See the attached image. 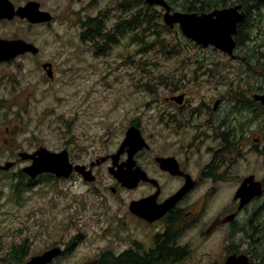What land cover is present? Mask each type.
<instances>
[{
    "label": "rangeland",
    "instance_id": "rangeland-1",
    "mask_svg": "<svg viewBox=\"0 0 264 264\" xmlns=\"http://www.w3.org/2000/svg\"><path fill=\"white\" fill-rule=\"evenodd\" d=\"M30 1H37L43 8L54 11L56 16L60 15L57 23L48 27L30 25L17 19L15 23L0 24V36L16 34L18 38L33 41L44 50L42 58L58 61L62 81L54 88L48 87L44 81L46 84L43 87L38 80L39 74L33 76L28 72L30 63L19 62L23 67L15 65L11 71L16 75L13 79L19 82L13 95L16 100L12 99L15 105L11 106V113H16L17 119L13 123L4 121L1 115L0 119L3 129L11 128L15 132V139L33 150L45 147L60 152L68 149V145L76 158L74 164H82L78 163L76 153L89 147L87 136L100 138L102 145L111 144L118 151L128 129L126 122L136 118L144 119L151 142H154L153 132L157 127L154 110H174L176 105L167 102L173 91L184 84L191 85L192 94L188 99L194 107L204 103L213 106L211 101L221 98L227 102L229 85L234 88L237 83L238 96L233 91V96L229 98L239 101L240 97V101L243 100V91L249 94L250 76H256V70L259 72L258 78L252 84L264 88V65L252 63L250 68L242 66L245 49L237 48L236 57L230 58L213 48L191 45L189 42L192 41L185 38L180 29L167 34L170 45L176 49L172 56L154 44L148 52L143 51L144 42L131 41L133 33L129 27V20L146 10L140 0H82L77 5L69 0ZM166 1L178 6L181 0H175L177 4L174 0ZM16 2L20 7L29 1ZM155 11L162 15L158 24L164 25V10L156 7ZM88 16L99 18L102 35L116 31L119 37L117 44L104 51L100 49L106 45H99L97 40L96 44L92 43L95 48L84 44L80 33L85 31L82 20ZM244 33L248 45L261 51L264 59V30H246ZM148 42L154 43V38L151 37ZM259 62L264 63V60ZM8 82L2 86H7ZM30 84L39 87L33 94L25 90ZM2 97L1 93L0 112L5 110ZM160 116L157 112V118ZM67 127L76 129V140L73 142L70 137L66 139ZM109 128L113 129L112 134ZM259 139L264 142L261 137ZM8 149L6 142L0 141V151ZM146 157L151 158V154L148 153ZM197 163L203 164L200 161ZM239 164L240 174L252 172L259 179L264 178V151L249 154ZM28 165L30 162L22 161L21 167ZM96 177L93 184L86 183L80 176L39 183L28 192L26 180L22 179L20 192L14 195L12 183L15 177L7 180L4 174L1 175L0 250L17 238H27L29 258L59 247L65 254L54 264H85L94 262L100 253L107 250L120 255L129 249H154L155 228L149 229L135 219L140 226L129 216L130 204L148 194L149 190L122 188L107 167L99 168ZM225 181L220 186L207 181L204 193L194 195L193 201L197 200L192 207L195 216L188 221L190 227L187 232L182 231L179 241L190 250L183 264H223L227 253L235 245L239 252L255 251L256 242L243 233L236 238L233 231L222 229L211 237L201 235L219 214L225 213L226 206L233 201L237 180L229 176ZM112 188H116L115 194ZM260 200L262 202L264 198ZM257 206L254 205L250 216L247 213L242 218V226L246 230ZM77 235L82 238L72 250L70 242ZM2 257L0 254V259Z\"/></svg>",
    "mask_w": 264,
    "mask_h": 264
},
{
    "label": "flooded vegetation",
    "instance_id": "flooded-vegetation-1",
    "mask_svg": "<svg viewBox=\"0 0 264 264\" xmlns=\"http://www.w3.org/2000/svg\"><path fill=\"white\" fill-rule=\"evenodd\" d=\"M8 1L12 5V10L14 9L13 11L15 12L18 11L20 7H23H19L16 0ZM26 1H29L28 3L37 2L30 0ZM69 1L76 3V5L82 3V0ZM209 1L210 0H181L178 6H172L167 1L166 2L171 7V14L182 13L200 16L202 14L221 11L238 5L243 6V9H239V13L243 11L246 13L245 6L240 0H221L217 6L212 7H209ZM173 2L175 4L178 3L175 0ZM226 2L228 3L226 4ZM39 4L40 9L50 13L53 19L50 23L37 25H48V27H51L56 24L60 15L56 16L54 11L47 10L43 8L41 3ZM76 13L78 14L79 11H76ZM17 19H19L17 15H15L13 19H0V24L6 25L15 23ZM90 19H93V17L88 16L82 21L86 24ZM254 19L255 21L251 22V26H254V24L255 26L258 25L256 21L257 17L254 16ZM244 20L239 23L238 29ZM29 24L35 25L31 23ZM261 24H263L262 30H264V19L261 21L260 25ZM174 29H181V26L175 25L172 30ZM83 37V33H80V38H82L84 44L93 48L96 47L95 45H92V43L96 44L95 41H87ZM19 39L21 38H18L16 34L9 35L8 37L0 36V41L6 42H16ZM25 41L30 44H34L31 40ZM193 43L203 49L213 48L214 50H217L212 46L203 47L195 42ZM34 45L39 49L38 53L35 54L33 52H28L24 55H16L10 59L3 58L4 61L0 62V69H3L0 72V94L2 93L3 95L2 101L5 108L3 112H0V115L3 117L4 121L13 123L17 119L16 113H11V106L15 105L12 99L16 100V96L13 95L17 90L19 82L18 80L13 79L16 75H13L11 71L15 68V65L18 66V68L23 67V64L19 62H29L30 65L28 72H30L33 76H35V74H39V82L43 83L46 81L48 83V87L50 88H54L62 81L60 78L61 74L58 61L51 58H42L44 50L39 48L36 44ZM236 49L237 44L234 50V55L229 56L230 58L236 57ZM1 55L3 54L0 52V57ZM6 57L8 56L6 55ZM256 72L259 73L258 70H256ZM183 77L187 78V76ZM257 78V75L250 76L251 86L249 87L250 89L248 88L249 94H246V91H243L245 93L243 100L240 101V97L238 98L239 101L229 98L233 96L231 95V92L233 91L236 93V96H238L239 83H237L234 88L229 85L227 102L223 98L216 99L214 101L212 100L211 102H213V106H210L209 103H204L200 107H194L193 104L190 105L191 100L188 99V97L192 94L191 85L186 86L184 84L179 87L177 91H173V95L167 102L172 105H176L173 107L174 110H154L157 120V127H155L153 132L154 142H151V136L148 135L144 119L136 118L131 122H126L125 126L127 125L128 129H126L127 131L124 134V139L126 138L128 130L134 127L141 132L143 138L148 144L147 149H144L135 155L134 169L136 170L139 168L143 170L150 179L156 180L157 182V185L149 182L139 183L138 187L132 191H139L140 189L149 190V193L141 197L139 200L157 195L155 203L159 206L177 195L186 186L187 182L193 183V188L189 191V193L173 205L166 212V215L156 223H148L130 212L132 215L129 213V216L136 224L140 225L135 221V219H138L149 229L155 228V236H162L172 230L177 232L176 229H180L185 233L190 227L188 221L195 216L192 207L195 205L197 200L193 201L194 195L201 196L204 193V185L207 181H211L214 185L220 186L221 182L226 183L225 179L227 177L233 176L237 180L233 201L228 203L225 208V213L219 214L215 220L201 232V235L204 237H211L222 229L228 232L233 231L236 238L242 233L246 234L250 240L256 242L255 251L251 252L253 255L250 251L239 252L237 250V246L235 245L232 250L227 253L225 260L233 255H246L249 258L250 264H264V255H262L264 252V201L261 202L260 200L261 198H264V178L259 179L257 174L252 172L240 174L241 167L239 164L240 161L243 158H247L249 154L264 151V142L262 143L259 139V137H261L264 140V106L254 98L256 95H264V88H260V91H256V89L253 88L257 86V84H252L255 80H257ZM7 80H9L8 85L2 86V84ZM45 84L46 83H43L42 86L44 87ZM38 88L39 87H35L33 84H30L27 85L25 90L28 94H33L34 90L37 91ZM252 89L255 91L252 92ZM179 97H182L183 99L181 102H177L175 100ZM253 102L257 105L254 106ZM157 112L158 115H161L159 118H157ZM2 124L3 122L0 119V141L6 142L9 149L4 152L0 151V176L4 174V178L7 180L15 177V181L12 183V190L13 194L16 195L15 192H20L22 179H30L24 172V169L27 166L21 167L22 161H25L22 155H32L45 147H39L36 150H33L27 145L21 144L19 140L15 139V132L9 127L3 129ZM112 130L111 128L108 129L111 134ZM196 131L198 133H196ZM111 134L107 133V135ZM84 135L86 134L84 133ZM69 137L72 139L71 142L76 140L75 127H67L66 139ZM87 137L89 138V147L83 152L79 150L76 153V157L79 160L78 163H82L81 165H84L89 169L92 163L106 158L105 162L97 164L94 167L93 173L97 176V170L101 167H107L109 171L110 166L113 164V156L116 155L119 150L115 151L113 145L111 144L102 145L103 140H100V138H96L95 136ZM66 147L68 149H64L60 152L66 151L69 155L70 161L74 164L76 162V158H74V155L72 154L71 147H68V145ZM262 147L263 150H261ZM81 148H83V146H81ZM148 153L151 154V158L146 157ZM128 157V153L125 151L120 158L119 164L125 162ZM205 159L206 162L203 163ZM151 161H153V164H151ZM199 161L203 164H198L197 162ZM25 162H30L31 164L32 160ZM167 162L173 164L174 167H169L167 169L165 166ZM9 163L13 164V167L10 170L2 169ZM17 169L20 170L18 171ZM73 176L79 175L74 174ZM249 179H252L255 183L261 184L262 193L260 196L250 199L247 204L242 206L241 199L236 198V195L242 185H244L245 181H248ZM117 184L116 186L119 185ZM255 204H258V206L253 213V216L250 218L248 222V230H246L245 226H242V218L247 213H249V216L251 215ZM228 216H234V219L220 225H215L217 220L221 221ZM177 240L179 244L181 238H177ZM27 243V238H17L6 248H2V250H0V254H2L3 257L0 259V262L2 264H23L28 262L30 260V254L27 252ZM22 256H26V258L22 262H18L19 258ZM188 257L184 260L186 261Z\"/></svg>",
    "mask_w": 264,
    "mask_h": 264
},
{
    "label": "water",
    "instance_id": "water-1",
    "mask_svg": "<svg viewBox=\"0 0 264 264\" xmlns=\"http://www.w3.org/2000/svg\"><path fill=\"white\" fill-rule=\"evenodd\" d=\"M151 6L163 7L165 25L173 29L175 25H180L183 35L204 47L213 46L216 49L234 55L236 48V41L234 39L238 32V25L244 18V13H239L241 6L225 9L221 11H214L200 16L175 13L171 14V7L165 0H146ZM0 19H13L17 15L20 19H25L32 24H43L52 21L53 17L50 13L42 11L40 4L37 2H30L24 7H20L18 11L12 10V5L8 0H0ZM0 52L3 54L0 57V62L5 59H10L16 55H24L28 52L38 53L39 49L25 40H18L16 42L0 41ZM6 52V53H5ZM5 53V54H4ZM6 55L8 57H6ZM255 100L262 103L264 106V95L254 96ZM181 102L182 97L175 99ZM148 144L143 138L141 132L137 128H130L127 132L119 151L113 156L112 167L109 168L110 174L123 187L129 190L136 189L141 182H149L157 185L156 180L150 179L148 175L141 169H134V157L140 151L147 149ZM128 153V159L119 164L121 156ZM24 160H32V165L26 167L24 172L32 179H36L43 174H52L57 178L69 179L74 172L80 174L86 183H95L96 177L93 174V168L97 164L106 161L103 158L95 163H92L88 169L84 165H74L70 162L68 153H53L45 148L38 150L36 153L29 155H22ZM167 169L174 167L173 164L167 162ZM13 164H7L2 169L10 170ZM173 170V169H172ZM175 173V172H174ZM193 188V183L187 182L186 186L173 198L162 205H156L155 200L157 195L133 201L130 204L129 210L135 216L147 221L148 223H155L166 215V212L177 202H179L189 191ZM111 191L116 193V189ZM262 193V186L260 183H255L252 179L245 181L244 185L238 191L236 198L241 199L242 206L247 202ZM234 216H228L221 221H216L215 225H220L228 221H232ZM63 254L61 248H54L45 253L33 257L30 261L24 264H51L55 259ZM94 264V263H86ZM225 264H250L249 258L246 255L230 256L226 259Z\"/></svg>",
    "mask_w": 264,
    "mask_h": 264
},
{
    "label": "trees",
    "instance_id": "trees-1",
    "mask_svg": "<svg viewBox=\"0 0 264 264\" xmlns=\"http://www.w3.org/2000/svg\"><path fill=\"white\" fill-rule=\"evenodd\" d=\"M240 1L245 6V10L247 13V17L245 21L240 25L238 35L235 37L237 48L243 51L245 49L241 59L242 66L250 68L253 65L252 63L264 65V63L259 62L261 60H264L262 52L257 48L248 45L247 36L244 33L246 30L250 31L254 29H259L262 31L263 24L260 25V23L264 19V13L262 12L264 8V0ZM140 2L146 6V10L140 11L138 15L129 20L130 31L133 33L131 35V41L135 43H140L141 41H143V51L148 52L154 44L159 46L158 48L161 47L162 49L167 50V52L172 56V53L176 49L175 47L170 45L171 41L167 37V34L171 33V29L168 28L165 24H158V22H161L162 20V15H159L155 11L156 7L148 5L145 0H140ZM220 2L221 0H210L209 7L217 6ZM227 3L228 2H226V4ZM254 16L257 17V26H255V24L254 26H251V22L255 21ZM159 27L160 29H158ZM102 32L103 27L99 18L90 19L85 24V32H83V38L87 41L97 40V43H99V45L105 44L106 47H104V49H100L101 51H104L108 49V47L110 48L114 44H117L119 37L118 34H116V31H112L111 33H107L104 35H102ZM151 37L154 38V43L148 42ZM189 43L196 46L193 42ZM254 73L258 75L257 72ZM260 87L261 85L257 84V86L253 88H255L256 91H260ZM254 91L255 90L252 89V92ZM253 104L254 106L257 105L255 102H253ZM25 180V188L27 189V191L28 189H33L39 183H50L53 180H55L56 182L60 181V179L50 174L41 175L37 179L33 180ZM176 230L177 232H174V230H172L166 234H163L162 236H156L153 244L154 249H151L150 251H145L143 248H135L129 249L121 253L120 255H117L113 251L107 250L98 255L95 264H181L185 261L184 259L189 256L190 250L188 247L179 246L177 238L181 237L182 230ZM81 238V235L75 236L70 242L71 247H75L78 244L77 242L80 241ZM262 255H264V252ZM25 258L26 256L20 257L18 262H22Z\"/></svg>",
    "mask_w": 264,
    "mask_h": 264
}]
</instances>
